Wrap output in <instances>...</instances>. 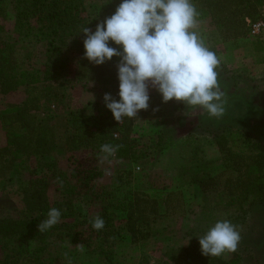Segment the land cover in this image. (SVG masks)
Instances as JSON below:
<instances>
[{
  "label": "trees",
  "instance_id": "obj_1",
  "mask_svg": "<svg viewBox=\"0 0 264 264\" xmlns=\"http://www.w3.org/2000/svg\"><path fill=\"white\" fill-rule=\"evenodd\" d=\"M191 2L198 17L209 21L211 28L204 42L217 57L220 43L248 36L246 17L252 20L263 17L264 0ZM10 3V11L0 5V36L13 21L11 39L0 38V95L4 100L0 103V127L8 128L0 145V178L11 172L23 174L24 178L19 183L17 215L0 216V264L55 263L57 256L67 254L58 245L66 238L75 244L85 243L100 256H109L120 222H125L130 241L135 243L158 235L165 220L184 217L182 190H170L163 185L161 196L154 197L126 187L132 179L131 169L108 172L104 165L106 160L132 163L145 157L146 150L134 135V118L117 122L106 107L92 114L71 109L67 119L71 132L69 153L64 163L46 159L53 149L52 137L48 136L52 123L42 110L45 92L39 83L62 77L69 64L65 48L71 37L79 39L81 48L69 86L82 87L96 81L107 93L119 98L116 75L119 57L102 65L90 63L83 55L82 32L84 27L94 31L116 7L98 8L89 24L84 0H10ZM33 37L46 39L47 61L38 70L30 68L23 57L26 44ZM255 41L263 44L256 61L264 65V33ZM216 71L221 75L230 73L223 62ZM149 95L148 109L139 113L161 116L164 104L161 95L154 89ZM171 102L177 121H182L187 106ZM214 122L203 119L179 140L173 133L160 132L156 152L163 153L170 144L179 141L182 149L179 178L196 184L204 197L214 196L217 203L211 208L222 216L224 213L223 219L240 226L243 220L256 215V208L261 209L264 217V138ZM107 143L119 146L115 156L105 158L101 152V145ZM209 144L219 151L220 165L206 159L204 147ZM107 173L110 175L104 183ZM82 199L91 206L98 205V212L80 216L77 205ZM53 207L62 212L59 223L38 231V224ZM96 216L104 220L99 231L92 227ZM210 226L209 222L192 228L186 244L171 249L173 264H244L239 246L235 252L218 257L202 255L198 240Z\"/></svg>",
  "mask_w": 264,
  "mask_h": 264
},
{
  "label": "rangeland",
  "instance_id": "obj_2",
  "mask_svg": "<svg viewBox=\"0 0 264 264\" xmlns=\"http://www.w3.org/2000/svg\"><path fill=\"white\" fill-rule=\"evenodd\" d=\"M119 3L120 0H84L85 17L91 24L92 15L98 8L104 6L115 8ZM0 5L8 11L11 9L10 0H0ZM261 14L264 17V9ZM197 25L196 30L205 41L206 34L211 28L208 19L197 17ZM8 26L9 30L0 36L1 40L11 39L12 20ZM255 39L257 37L246 36L218 45V59L225 63L230 72L222 75L217 73L220 91L223 93V99L227 101L222 118H212L202 109L187 107L182 121H177L171 101L163 104V114L159 117L142 116L138 112L134 117L133 131L146 150L145 157L132 163L110 160L104 163L109 168L108 172L114 169H131L132 179L126 187L146 191L151 196L160 197L163 185L170 190H182L186 215L180 219L165 220L161 224L164 225L163 230L158 235L135 243L130 241L125 222H120L111 243L112 250L109 256L98 255L85 243L75 244L71 238L63 239L58 245L64 248L67 254L57 256V261L50 264H173L171 249L185 245L192 228L209 222L213 225L217 220L223 219L224 213L221 210L223 216L218 210L215 213L211 208L217 203L214 196L204 197L196 184L179 178L182 153L179 141L170 144L173 141L171 138L169 147L163 153L156 152L155 143L162 131L165 135L173 133V137L179 140L203 119L215 121V124H229L234 128H242L264 138V65L256 61L263 44H257ZM26 46L27 50L23 57L30 68L38 70L47 61L46 39L33 37ZM80 48L79 39L71 37L65 48L69 64L62 77L39 83L45 92L42 110L52 123V130L48 136L52 137L53 149L46 156L47 160H59L64 163L69 153L71 132L67 119L71 109L92 114L105 108L103 97L107 90L100 83L91 81L76 88H71L68 84L74 74ZM106 87L109 88V85ZM3 101L0 95V103ZM6 130L8 128L0 127V145ZM204 154L207 160L220 165L219 151L214 145H206ZM109 175L107 173L105 176L104 183L107 182L106 177ZM22 178L23 174L15 172L0 178V216L17 215L15 206L20 203L19 183ZM209 205L210 208L207 209ZM77 207L79 215L83 217L98 212V205L91 206L85 199L80 200ZM256 209L254 217L243 220L240 226H237L241 237L238 244L241 248L240 258L244 264H264V217L259 211L261 209Z\"/></svg>",
  "mask_w": 264,
  "mask_h": 264
},
{
  "label": "clouds",
  "instance_id": "obj_3",
  "mask_svg": "<svg viewBox=\"0 0 264 264\" xmlns=\"http://www.w3.org/2000/svg\"><path fill=\"white\" fill-rule=\"evenodd\" d=\"M198 15L191 0H120L114 13L94 31L82 29L83 55L90 63L102 65L119 57V98L111 93L103 97L115 121L132 119L148 109L150 88L161 95L163 103L175 100L202 109L209 117H223L227 101L217 79L220 61L196 31ZM118 148L107 143L101 145V152L107 158L115 156ZM61 215L60 209L50 208L38 231L58 224ZM92 227L102 230L103 218L94 217ZM240 238L237 226L221 219L198 242L202 255L218 257L235 252Z\"/></svg>",
  "mask_w": 264,
  "mask_h": 264
},
{
  "label": "built area",
  "instance_id": "obj_4",
  "mask_svg": "<svg viewBox=\"0 0 264 264\" xmlns=\"http://www.w3.org/2000/svg\"><path fill=\"white\" fill-rule=\"evenodd\" d=\"M248 27V36L258 37L264 33V18L261 17L256 20H252L248 17L245 18ZM139 169V166L136 167Z\"/></svg>",
  "mask_w": 264,
  "mask_h": 264
}]
</instances>
